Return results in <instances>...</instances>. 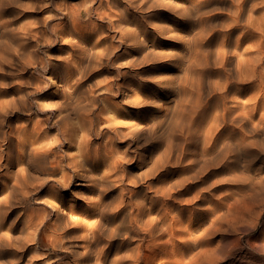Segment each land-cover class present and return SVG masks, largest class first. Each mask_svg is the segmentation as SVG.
Returning a JSON list of instances; mask_svg holds the SVG:
<instances>
[{"label": "clouds", "instance_id": "9594fccd", "mask_svg": "<svg viewBox=\"0 0 264 264\" xmlns=\"http://www.w3.org/2000/svg\"><path fill=\"white\" fill-rule=\"evenodd\" d=\"M0 264H264V0H0Z\"/></svg>", "mask_w": 264, "mask_h": 264}, {"label": "rangeland", "instance_id": "374dc122", "mask_svg": "<svg viewBox=\"0 0 264 264\" xmlns=\"http://www.w3.org/2000/svg\"><path fill=\"white\" fill-rule=\"evenodd\" d=\"M158 46L159 47H173L174 45H169V44H167V43H165V42H160L159 44H158ZM165 70H167V71H172L171 69H165ZM146 94H152V90L151 89H149V90H146Z\"/></svg>", "mask_w": 264, "mask_h": 264}]
</instances>
